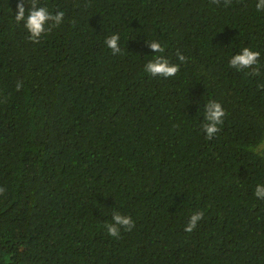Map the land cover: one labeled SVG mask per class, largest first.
<instances>
[{
    "label": "trees",
    "instance_id": "1",
    "mask_svg": "<svg viewBox=\"0 0 264 264\" xmlns=\"http://www.w3.org/2000/svg\"><path fill=\"white\" fill-rule=\"evenodd\" d=\"M18 3L0 0V264H264L256 0H39L65 16L35 40ZM153 40L174 76L144 72ZM245 46L258 74L229 64ZM113 210L134 221L116 237Z\"/></svg>",
    "mask_w": 264,
    "mask_h": 264
},
{
    "label": "clouds",
    "instance_id": "2",
    "mask_svg": "<svg viewBox=\"0 0 264 264\" xmlns=\"http://www.w3.org/2000/svg\"><path fill=\"white\" fill-rule=\"evenodd\" d=\"M26 5H30L26 7ZM255 7L258 11H264V0H256ZM18 11L15 14V21L17 23H23L24 28L31 34V37L35 40L38 39L42 33H44L48 27L49 22H53L54 25L62 23L65 13L63 10L51 12L46 6H41L39 0H19L17 5ZM105 44L110 48L113 54L121 51L120 47V35L118 33L112 34L105 39ZM150 48L154 51L155 55L149 59L144 65V72L150 75H162L164 77L174 76L179 71V64L171 63L169 59L161 55L165 46L158 40L150 42ZM261 53L254 50L251 47H242L238 52L231 55L229 64L236 69L252 68L256 67L253 72L258 74L260 72L259 56ZM178 59L183 62L186 57L183 53L177 51ZM226 112L222 104L214 99H208L204 104L203 111V124L202 130L206 133L207 138L211 139L219 130L220 125L223 123ZM254 150L258 154L264 155V140L259 141L253 146ZM3 191V189H0ZM255 196L258 199L264 200V183H258L255 187ZM203 212H193L190 216L189 222L185 225L186 231H192L198 221L202 218ZM111 223L105 225L108 234L112 237L119 235L120 226L131 228L134 221L130 216L123 215L118 211L113 210ZM8 256L4 257L7 261Z\"/></svg>",
    "mask_w": 264,
    "mask_h": 264
}]
</instances>
